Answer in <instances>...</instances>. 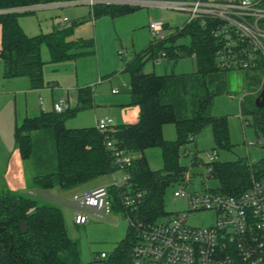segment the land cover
Masks as SVG:
<instances>
[{"label": "trees", "instance_id": "obj_1", "mask_svg": "<svg viewBox=\"0 0 264 264\" xmlns=\"http://www.w3.org/2000/svg\"><path fill=\"white\" fill-rule=\"evenodd\" d=\"M57 0H0V10L46 3ZM138 6L98 3L90 11L92 17H117L130 13ZM30 12L0 11V64L1 76L26 77L30 89L44 87L40 46L46 43L52 61H61L95 52V41L68 39L72 26L55 27L50 32L29 36L21 30L17 16ZM181 36L189 37V44L176 43ZM215 39L197 23L174 27L165 39L153 43L125 62L122 72L128 77L130 105L139 107L135 123H122L107 132L96 126L69 128L65 121L79 110L92 107L93 90L78 87L76 104L62 112L40 110L25 116L15 125L13 144L20 159L29 160V191L37 197L0 190V264H81L77 242L65 229L59 207L49 201L54 187L73 189L100 176L119 171L113 146L128 152L133 159L127 167L130 193L142 195L132 207L122 204L124 186H110L108 191L112 208L127 219L157 221L166 213L163 209L167 189L175 185L186 166L180 162L181 148L195 140L205 127H211L215 147L229 148L226 116L210 112L214 98L228 90L227 70L215 63ZM164 51L177 61L194 57L195 69L189 73L156 74L145 72L147 59ZM246 79H251L245 74ZM253 79V78H252ZM254 89L264 85L250 84ZM250 95V94H249ZM254 95V94H251ZM248 96V95H247ZM247 105L240 104L241 112L252 115L254 126L264 133V106L254 105L253 96ZM173 123L176 138L163 137V126ZM160 147L163 165L150 168L144 151ZM185 154H188L185 153ZM196 156L192 157L195 162ZM212 175L218 179V189L227 194L244 190L251 174L264 171V159L258 164L245 160L212 163ZM25 221L27 230L20 232L18 223ZM135 231L129 224L125 237L112 252L107 264H131Z\"/></svg>", "mask_w": 264, "mask_h": 264}, {"label": "rangeland", "instance_id": "obj_2", "mask_svg": "<svg viewBox=\"0 0 264 264\" xmlns=\"http://www.w3.org/2000/svg\"><path fill=\"white\" fill-rule=\"evenodd\" d=\"M90 11L91 7L88 4L74 3L62 7L39 8L17 16L19 27L29 36L48 33L54 27H59L60 22L67 18L68 21L63 27H73L68 39L94 38L96 50L93 54L52 61L46 43H42L40 57L43 62L42 74L45 85L38 90L29 89L26 77L3 79L0 72V190L37 197L29 192V171L32 172L30 161L20 159L13 144L14 127L23 117L36 115L42 109H52L62 97H66L64 95L66 91H69V97L76 99L78 87L90 86L93 90V106L79 110L74 116L69 117L65 121V126L69 128L96 126L97 119L107 117L112 118L115 123V111L129 100L126 86H123L127 79L120 71L134 53L144 50L153 41L147 26L149 20H165L168 28L170 27L166 28V33L169 34L174 27H182L188 17L186 13L180 11L140 6L114 19L108 15H101L93 20ZM189 42L187 36H181L176 41L184 45H188ZM119 52L125 53L122 59L119 58ZM175 63V73H189L196 67L193 56L180 58ZM173 64L172 59L163 58L158 63L153 59H147L143 70L156 74L169 73ZM227 79L228 90L214 98L210 112L214 116L227 117L229 148L215 147L209 126L203 128L195 140L186 145V150L181 148L180 162L189 169L192 167L191 172L198 174L196 182L200 180L199 174L206 173L205 163L214 150L220 162L242 159L258 164L264 159V146L254 145L258 140L264 144V133L255 128L252 115L241 112L240 108V104H248V96H253L254 101L255 96L251 95V92L255 89L246 82L243 71H228ZM115 87L119 89L112 93L111 90ZM163 137L167 140L176 138L173 123H166L163 126ZM187 152L188 154H185ZM144 155L150 168L162 167L160 147L147 148ZM194 155L195 163H200V166L191 165ZM114 180L118 183L122 181L120 171L100 176L81 185L82 187L66 190L54 187L49 191V201L61 210L68 236L77 242L81 264H107L112 252L125 237L129 221L115 209L106 218L89 215L87 223L76 225L73 221L75 210L68 200L74 193L91 189L96 185H110ZM205 183L212 189L220 185L214 176L208 178ZM176 187L175 184L167 189L163 203L166 215L161 216L159 220L187 211L186 199L173 196ZM213 219L214 212L204 211L189 221L196 225H209ZM101 253L105 256L101 257Z\"/></svg>", "mask_w": 264, "mask_h": 264}, {"label": "built area", "instance_id": "obj_3", "mask_svg": "<svg viewBox=\"0 0 264 264\" xmlns=\"http://www.w3.org/2000/svg\"><path fill=\"white\" fill-rule=\"evenodd\" d=\"M74 3L88 4L91 9L98 3H120L184 12L188 16L187 24H199L215 39L217 67L243 71L251 77L246 79L247 83L264 85V0H57L0 11L32 12ZM67 21L64 18L59 25L63 26ZM147 26L153 43L169 35L166 33L167 22L163 19L149 20ZM124 54L119 52V57ZM166 57L162 51L153 59L160 61ZM260 88L251 94L256 95ZM75 103L72 98L62 97L53 109L62 112ZM113 126L112 118L96 120V128L101 132H107ZM254 145L264 146L261 140ZM106 146L115 156L122 181L114 180L110 185L74 193L68 203L75 210V224L87 223L89 215L106 218L112 212L110 186L126 188L122 197L124 206L132 207L142 195L141 192L131 194L127 184L130 175L126 169L131 165L132 155L116 148L110 141ZM215 161L218 157L214 150L205 163L206 173L199 174V182H196L198 174L191 172V167L184 170L176 183L173 196L186 199L187 211L154 222L128 218L136 236L131 264H264V171L253 172L248 186L240 193L227 194L206 186L205 181L213 176L212 163ZM191 165L200 166V163L193 160ZM204 211L214 212L211 224L196 225L189 221Z\"/></svg>", "mask_w": 264, "mask_h": 264}, {"label": "crops", "instance_id": "obj_4", "mask_svg": "<svg viewBox=\"0 0 264 264\" xmlns=\"http://www.w3.org/2000/svg\"><path fill=\"white\" fill-rule=\"evenodd\" d=\"M128 14V13H127ZM124 15H126V14H124ZM120 16H122V15H120ZM110 17V16H109ZM117 17H119V16H117ZM112 18V17H111ZM114 18H116V17H113L112 19H114ZM91 19H93V20H95V18H93V17H91ZM76 23V22H75ZM59 27H63V26H60L59 25ZM55 28V27H54ZM170 28V27H169ZM168 28V29H169ZM87 39H89V38H87ZM94 39V38H93ZM96 43V42H95ZM95 50H96V44H95ZM93 54V53H92ZM135 54V53H134ZM133 54V55H134ZM133 55L130 57V59L133 57ZM120 58V57H119ZM123 58V56L120 58V59H122ZM129 59V60H130ZM166 60H174V58H172V57H166L165 58ZM128 60V61H129ZM153 61L155 62V63H158V62H161L162 60H160V61H156V60H154L153 59ZM176 61L174 60V64H173V66H172V69L171 70H173L174 71V67H175V63ZM125 64V63H124ZM124 67V66H123ZM123 67H122V69H123ZM122 69H121V73L122 74H124L125 76H126V79L127 80H125L124 82H123V86H126V89H128V77H127V75L124 73V72H122ZM0 72H1V64H0ZM145 72H147V71H145ZM2 77V76H1ZM3 78V77H2ZM3 79H5V78H3ZM30 89V88H29ZM113 89H116V91L115 92H113L112 90ZM112 90H111V92L112 93H116L117 91H118V87H115V88H113ZM33 90H38V89H33ZM128 92V91H127ZM260 92V91H259ZM258 92V93H259ZM257 93V94H258ZM257 94L256 95H254L255 97L257 96ZM64 95H66V97H69L70 95H69V91H66V93L64 94ZM76 96H77V89H76ZM254 97V98H255ZM69 98H72V97H69ZM73 99V98H72ZM73 100H77V99H73ZM130 97H129V100H128V103H126V104H124V105H121V106H119V109L118 110H116L115 111V115H116V119H115V123H114V126H116V125H118V124H122V123H135L137 120H138V118H139V107L138 106H136V105H130ZM92 103H93V101H92ZM76 104V103H75ZM74 104V105H75ZM73 105V106H74ZM72 106V107H73ZM93 106V105H92ZM43 110V109H42ZM51 110V109H50ZM94 126V125H93ZM113 126V127H114ZM88 127H91V126H88ZM78 128H80V127H78ZM96 186H98V185H96ZM96 186H93V187H96ZM80 187H82V186H80ZM92 187V188H93ZM52 190V189H51ZM82 191H85V190H82ZM30 192V191H29ZM81 192V191H80ZM34 194V193H33ZM113 210H115V209H113ZM112 210V211H113ZM76 225H78V224H76Z\"/></svg>", "mask_w": 264, "mask_h": 264}, {"label": "water", "instance_id": "obj_5", "mask_svg": "<svg viewBox=\"0 0 264 264\" xmlns=\"http://www.w3.org/2000/svg\"><path fill=\"white\" fill-rule=\"evenodd\" d=\"M254 105L258 108L264 106V88H262L257 94V96L254 98ZM18 228L20 232H25L27 230V223L25 221L19 222Z\"/></svg>", "mask_w": 264, "mask_h": 264}]
</instances>
